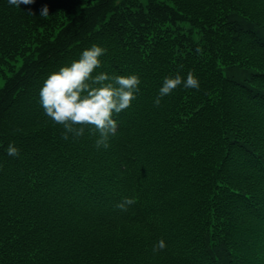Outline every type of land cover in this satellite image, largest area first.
I'll list each match as a JSON object with an SVG mask.
<instances>
[{
    "label": "trees",
    "instance_id": "1",
    "mask_svg": "<svg viewBox=\"0 0 264 264\" xmlns=\"http://www.w3.org/2000/svg\"><path fill=\"white\" fill-rule=\"evenodd\" d=\"M93 44L140 78L107 149L39 96ZM0 78V264H264V0H0Z\"/></svg>",
    "mask_w": 264,
    "mask_h": 264
},
{
    "label": "clouds",
    "instance_id": "2",
    "mask_svg": "<svg viewBox=\"0 0 264 264\" xmlns=\"http://www.w3.org/2000/svg\"><path fill=\"white\" fill-rule=\"evenodd\" d=\"M12 6L29 5L33 0H8ZM48 15L45 6L41 16ZM106 49L96 44L82 51L80 58L69 65L60 67L58 71L50 73L40 89V103L45 115L57 125L62 126V139L69 136L78 139L84 135L85 129L92 128L98 133L96 147L107 149L110 135H115L119 125L114 118L131 106L139 91L140 78L133 75H109L100 72L93 75L101 67L100 57ZM183 85L185 89H199V80L189 70L186 79L177 74L175 77L164 78L163 86L159 89L154 105L159 106L161 99L170 95L177 87ZM10 157H18L19 149L10 143L7 148ZM135 203L132 198H124L117 207L127 211V207ZM166 248L163 239L153 247V252Z\"/></svg>",
    "mask_w": 264,
    "mask_h": 264
},
{
    "label": "rangeland",
    "instance_id": "3",
    "mask_svg": "<svg viewBox=\"0 0 264 264\" xmlns=\"http://www.w3.org/2000/svg\"><path fill=\"white\" fill-rule=\"evenodd\" d=\"M3 85V79L0 78V87Z\"/></svg>",
    "mask_w": 264,
    "mask_h": 264
}]
</instances>
